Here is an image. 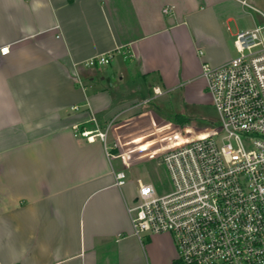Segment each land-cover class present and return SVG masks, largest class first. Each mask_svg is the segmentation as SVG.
<instances>
[{"label": "crops", "instance_id": "0c3cea01", "mask_svg": "<svg viewBox=\"0 0 264 264\" xmlns=\"http://www.w3.org/2000/svg\"><path fill=\"white\" fill-rule=\"evenodd\" d=\"M248 14L235 0H0V264H174L171 235H134L140 180L133 192L114 172L161 157L169 95L205 104L202 66L233 59ZM152 134V158H126Z\"/></svg>", "mask_w": 264, "mask_h": 264}, {"label": "built area", "instance_id": "2783aa9c", "mask_svg": "<svg viewBox=\"0 0 264 264\" xmlns=\"http://www.w3.org/2000/svg\"><path fill=\"white\" fill-rule=\"evenodd\" d=\"M235 1L247 13H259L263 24L237 33V56L231 61L202 66L218 125L205 129V136L185 128L180 133L187 142L175 139L161 146L171 191L159 194L153 183L139 181L128 207L137 238L173 237L175 264H264V13L253 0ZM113 57L99 55L85 65L106 66ZM153 91L146 104L163 95L158 87ZM74 129L76 136L93 140V132ZM166 133L164 143L170 140ZM95 134L107 136L98 130ZM114 174L116 185L124 187L126 173Z\"/></svg>", "mask_w": 264, "mask_h": 264}, {"label": "rangeland", "instance_id": "374dc122", "mask_svg": "<svg viewBox=\"0 0 264 264\" xmlns=\"http://www.w3.org/2000/svg\"><path fill=\"white\" fill-rule=\"evenodd\" d=\"M252 3L264 13V0H253ZM256 23L262 24L263 18L259 13L252 11L240 21L239 25H241L243 28L246 27L248 29L249 28L254 29L253 27L256 26ZM235 30L236 28L233 29L234 32ZM232 55L233 58L237 56L235 47L233 49ZM204 90H205L204 95L206 96L205 104L186 103L183 94L181 92L172 93L171 95H169L170 102L169 104L163 107L164 110L166 111L164 114L165 119H168L165 121L167 123L171 122L176 126L174 125L168 126L165 129L167 132L166 134L170 135V140L168 142L165 141L166 143L164 142L159 143L158 144L159 146L157 147L166 146L169 142H173L175 139L178 140V144L187 142L185 140L186 137L182 136L180 133L185 128H190L193 135L199 134L200 136H205L207 134V132L204 131L205 129L213 128L214 126L218 125L219 115L216 109L214 108V106L208 102L209 100H211L209 91L207 90V88ZM151 104H152L151 109L157 112L156 108L160 106L158 101H153ZM175 117L185 118L186 120H188V125L186 127L183 125H179L175 120L176 119ZM154 134H158L157 126H154ZM154 134L145 137L139 136L134 140L125 144L123 149L126 158H128V155L130 154H139V153H140L139 155H142V157L139 160L152 158L154 156V153L150 152V148L154 146V143L145 141V138H149ZM132 144L134 145L137 144V148L132 150V152H127L125 148L131 146ZM125 171L127 173V181L131 183L133 182L131 184L133 187L132 190L133 192L135 191L134 185L137 186L138 180H140L144 184L153 183L156 186L159 194H165L171 191V180L166 170V167L162 162V155L161 157L158 156L157 159L136 164L132 166L131 169ZM147 240H148L147 237H143L142 239V241L145 244L147 243ZM150 243L152 245L151 251L154 252L153 254L154 255L156 254L155 256H162L163 254L162 251H164L165 249L163 248L164 246L163 243L159 241L156 237H152ZM177 256L178 255L176 249V257L174 264L177 261ZM150 263L153 264V262Z\"/></svg>", "mask_w": 264, "mask_h": 264}, {"label": "trees", "instance_id": "16d2710c", "mask_svg": "<svg viewBox=\"0 0 264 264\" xmlns=\"http://www.w3.org/2000/svg\"><path fill=\"white\" fill-rule=\"evenodd\" d=\"M176 119V121H177V123L179 124V125H183V126H187L188 125V120H186L185 118H183V117H175Z\"/></svg>", "mask_w": 264, "mask_h": 264}, {"label": "snow or ice", "instance_id": "6c2138e0", "mask_svg": "<svg viewBox=\"0 0 264 264\" xmlns=\"http://www.w3.org/2000/svg\"><path fill=\"white\" fill-rule=\"evenodd\" d=\"M3 51L7 52V49H4Z\"/></svg>", "mask_w": 264, "mask_h": 264}]
</instances>
